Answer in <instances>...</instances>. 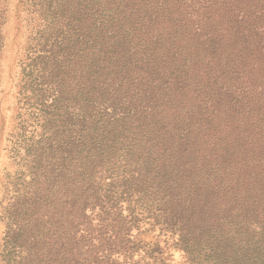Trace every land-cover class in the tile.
<instances>
[{"label":"trees","instance_id":"1","mask_svg":"<svg viewBox=\"0 0 264 264\" xmlns=\"http://www.w3.org/2000/svg\"><path fill=\"white\" fill-rule=\"evenodd\" d=\"M58 9L81 21L77 129L66 116L50 137L62 161L47 179L60 178L64 200L61 215L32 218L48 242L43 262L36 253L28 264L103 263L137 204L144 224L196 264H264V0H61ZM87 205L98 206L95 234ZM75 221L85 224L78 237Z\"/></svg>","mask_w":264,"mask_h":264},{"label":"rangeland","instance_id":"2","mask_svg":"<svg viewBox=\"0 0 264 264\" xmlns=\"http://www.w3.org/2000/svg\"><path fill=\"white\" fill-rule=\"evenodd\" d=\"M58 1L0 0V264H22L23 259L28 264V258L36 253L35 258L43 262L47 225L42 222L35 229L31 220L61 215L62 211L63 183L60 178L54 182L47 179L51 168L59 172L62 159L59 151L48 152V143L66 116H72V133L77 129L78 66L83 62L82 48L76 41L80 18H68L67 12L58 9ZM66 35L70 48L61 50L69 40ZM51 49L58 52L54 58ZM34 200L39 201L36 208ZM126 205V199L117 204L123 216ZM96 210L97 205H87L83 211V219L94 234L98 229ZM134 213L137 220L127 223L125 241L112 244L103 263L98 264H196L173 244L175 237L144 224L139 204ZM84 225L71 223L76 237L79 226ZM55 228L60 230L64 225L55 224ZM56 230L50 229L51 239ZM16 233L21 234L17 240Z\"/></svg>","mask_w":264,"mask_h":264}]
</instances>
